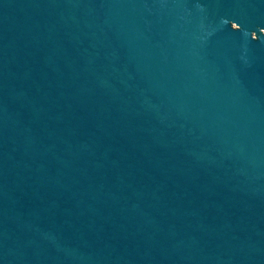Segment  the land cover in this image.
Listing matches in <instances>:
<instances>
[{
    "label": "water",
    "instance_id": "obj_1",
    "mask_svg": "<svg viewBox=\"0 0 264 264\" xmlns=\"http://www.w3.org/2000/svg\"><path fill=\"white\" fill-rule=\"evenodd\" d=\"M0 264H264V0H0Z\"/></svg>",
    "mask_w": 264,
    "mask_h": 264
}]
</instances>
